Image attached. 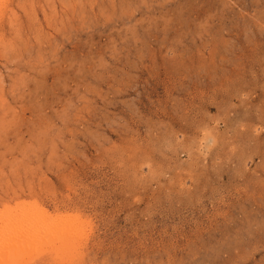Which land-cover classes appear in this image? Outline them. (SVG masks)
I'll list each match as a JSON object with an SVG mask.
<instances>
[{"label": "rangeland", "instance_id": "1", "mask_svg": "<svg viewBox=\"0 0 264 264\" xmlns=\"http://www.w3.org/2000/svg\"><path fill=\"white\" fill-rule=\"evenodd\" d=\"M0 233L22 264H264V0H0Z\"/></svg>", "mask_w": 264, "mask_h": 264}, {"label": "bare ground", "instance_id": "2", "mask_svg": "<svg viewBox=\"0 0 264 264\" xmlns=\"http://www.w3.org/2000/svg\"><path fill=\"white\" fill-rule=\"evenodd\" d=\"M38 227V226H37ZM19 230V229H18ZM53 230V229H52ZM20 231V230H19ZM22 232H24V235H25V233L27 232L28 234H30L29 235V239L28 240H26V244L28 243L27 241H30L31 242V246L33 247L34 245H36V244H38V242H40L39 241V239H36V238H38V234L36 233V232H33V231H31V229L28 227V230L27 229H22L21 230ZM5 232V231H4ZM7 232H8V234L11 232V229L9 228V229H7ZM17 233V232H16ZM53 234H55L54 236L55 237H58V239L57 240H59V239H61L63 242H61L60 240H59V244H60V242L61 243H65L64 241L65 240H67L68 238L70 239V236H68L67 234L66 235H64V233L62 232V231H55ZM52 233L51 234H48V236L49 235H53ZM14 235H16L15 233H14ZM23 235V234H22ZM6 236H8V235H4V234H1L0 233V239L1 240H5V241H2V242H5V243H8V245H10L11 244V242H8L10 239L8 238L7 239V237ZM13 236V235H12ZM6 237V238H5ZM9 237V236H8ZM25 237H26V235H25ZM50 237V236H49ZM52 237V236H51ZM23 238V237H22ZM27 238V237H26ZM42 239V238H41ZM38 240V242L36 243V241ZM43 240V239H42ZM11 241V240H10ZM45 242V241H44ZM53 242V241H52ZM14 243V242H13ZM47 243V242H46ZM56 243V242H55ZM75 243V242H74ZM1 244V243H0ZM48 244V243H47ZM6 246V247H3V250H2V255L3 256H5V257H9V259L12 261H14V264L16 263V264H22L21 262H23V259H25V257L23 256V255H25L26 254V252L24 253L23 251H21L19 254H12L11 252H10V250H9V247L11 248H13V245H20L19 244V242H16L15 244H11V246ZM22 245H24V244H22ZM54 245V244H53ZM62 245V244H61ZM75 245V244H74ZM4 246V245H3ZM2 247V246H1ZM20 246H18V248H19ZM24 247H25V245H24ZM65 247V246H64ZM63 247V248H64ZM29 248V247H28ZM34 248H35V246H34ZM4 249H5V253H3V251H4ZM16 250H17V248H15ZM21 249V248H20ZM19 249V250H20ZM36 249V248H35ZM52 249V248H51ZM77 249V248H76ZM56 250H59V249H57L56 248ZM9 251V252H8ZM39 250H37V252H38ZM65 253H67L65 250H63ZM1 252V251H0ZM22 252H23V254H22ZM39 252H41V251H39ZM38 252V253H39ZM63 252V253H64ZM14 253V252H13ZM12 254V255H11ZM22 254V255H21ZM39 255H40V253H39ZM72 255V254H71ZM26 256V255H25ZM7 259V258H6ZM6 259H4L3 261H6ZM1 260V259H0ZM26 260V259H25ZM25 260H24V262H25ZM2 261V262H3ZM7 261H8V259H7ZM10 261V262H11ZM12 261V262H13Z\"/></svg>", "mask_w": 264, "mask_h": 264}]
</instances>
